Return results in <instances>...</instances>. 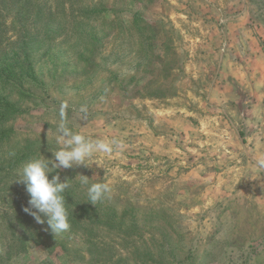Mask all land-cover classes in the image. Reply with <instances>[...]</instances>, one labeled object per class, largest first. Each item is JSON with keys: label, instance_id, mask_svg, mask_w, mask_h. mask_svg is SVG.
I'll return each instance as SVG.
<instances>
[{"label": "rangeland", "instance_id": "374dc122", "mask_svg": "<svg viewBox=\"0 0 264 264\" xmlns=\"http://www.w3.org/2000/svg\"><path fill=\"white\" fill-rule=\"evenodd\" d=\"M62 103L120 146L57 170L54 237L15 179L61 147ZM0 141V264H264V0H0Z\"/></svg>", "mask_w": 264, "mask_h": 264}, {"label": "clouds", "instance_id": "9594fccd", "mask_svg": "<svg viewBox=\"0 0 264 264\" xmlns=\"http://www.w3.org/2000/svg\"><path fill=\"white\" fill-rule=\"evenodd\" d=\"M65 103L61 104L59 137L57 143L61 145L52 152L51 158L44 155L34 156L23 162L17 170L15 179L25 187L29 196L28 206L23 211L31 215L36 223L46 222L48 229L55 236L67 232L71 228L66 199L63 195L71 186L69 178L61 180L59 169H69L75 166L88 167V161L97 153H111L113 145L120 146L112 140L92 139L81 133H74L66 124ZM86 112L85 108H81ZM10 155H15L10 153ZM264 168V160L258 162ZM55 173V174H53ZM82 185L87 186V198L92 205H96L111 198V186L106 182L90 183L88 176L78 174Z\"/></svg>", "mask_w": 264, "mask_h": 264}, {"label": "trees", "instance_id": "16d2710c", "mask_svg": "<svg viewBox=\"0 0 264 264\" xmlns=\"http://www.w3.org/2000/svg\"><path fill=\"white\" fill-rule=\"evenodd\" d=\"M22 54H23V57L22 58H18L16 60V63L13 66V68H17V67H26L27 68V74L33 78V72H32V62H31V59H30V55H29V51L27 49H25V51H22ZM10 73L12 74L13 71H10ZM1 142V141H0ZM12 167L11 165H8L7 163L3 162L1 163L0 162V168H5V167ZM70 189H67L65 191V193L63 194L65 196V199L67 198V194H70L72 195V191H69ZM67 200V199H66Z\"/></svg>", "mask_w": 264, "mask_h": 264}]
</instances>
